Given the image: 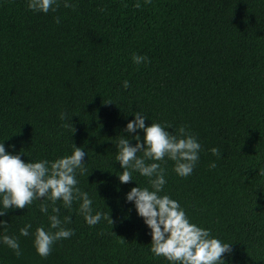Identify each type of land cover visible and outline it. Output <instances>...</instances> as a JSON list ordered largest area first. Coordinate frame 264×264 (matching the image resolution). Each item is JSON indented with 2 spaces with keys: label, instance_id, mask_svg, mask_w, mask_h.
<instances>
[{
  "label": "trees",
  "instance_id": "trees-1",
  "mask_svg": "<svg viewBox=\"0 0 264 264\" xmlns=\"http://www.w3.org/2000/svg\"><path fill=\"white\" fill-rule=\"evenodd\" d=\"M70 2L58 0L45 14L27 0H0V141L26 162L68 155L74 143L83 148L79 187L108 218L90 226L78 201L71 210L58 201L73 235L42 257L33 234L41 226L55 231L39 207L48 203L51 213V202L11 209L0 217L8 222L0 237H15L21 254L0 242V264H169L150 251L149 229L125 203L148 178H118L116 142L129 135L134 111L169 131L184 126L202 145L187 177L175 173L173 161L159 162L162 194L231 244L223 264H264V0ZM133 53L147 62L133 63ZM61 112L69 118L61 120Z\"/></svg>",
  "mask_w": 264,
  "mask_h": 264
},
{
  "label": "clouds",
  "instance_id": "clouds-1",
  "mask_svg": "<svg viewBox=\"0 0 264 264\" xmlns=\"http://www.w3.org/2000/svg\"><path fill=\"white\" fill-rule=\"evenodd\" d=\"M27 7L46 14L55 12L59 3L58 0H27ZM64 7L73 5L70 0H64ZM56 21L60 22L59 17ZM132 60L139 65L146 63L147 57L133 53ZM123 86L128 88L129 81H123ZM132 115L134 119L129 120L124 128L129 135L120 137L116 142L115 159L122 168L118 174L121 183L135 180L134 172L148 178V186L140 187L137 184L125 194V203L134 207L149 229L152 238L150 251L157 257L165 258L169 264H223L224 254L232 250L231 244L212 236L210 229L192 223L179 201L162 194L167 179L165 169L159 162L173 161L175 173L187 177L192 174L200 158L201 143L184 126L177 133L174 129L169 131L172 126L166 122L152 121L146 124L148 117L142 111H134ZM68 118L66 112L60 113L61 120ZM131 140L136 143H130ZM3 141H0V217L11 209L32 205L35 200L51 202V213L48 203H41L39 207L48 216L49 229L55 231L41 226L33 234L34 247L40 256L47 257L56 241L73 235V229L65 227L71 221V216H65L63 220L60 218L58 201L69 210L73 202L78 201V210L90 226L96 225L102 218H108L107 213L94 210L92 197L79 187L78 176L87 171L85 165L88 160L85 157L88 153L83 148L74 143L68 155L54 160L29 159L26 162L21 158L22 152L14 154L6 149ZM211 151L218 153L216 148ZM215 166V162L210 164L212 168ZM259 174L264 176V170L259 169ZM7 223L0 220V226ZM110 223H113L112 217ZM31 228L30 223L26 224L20 229V234L28 236ZM0 242L14 249L16 255L21 254L19 241L15 237L3 235Z\"/></svg>",
  "mask_w": 264,
  "mask_h": 264
}]
</instances>
